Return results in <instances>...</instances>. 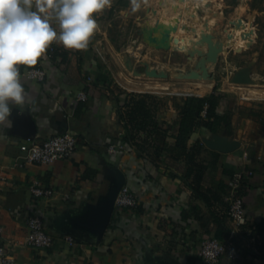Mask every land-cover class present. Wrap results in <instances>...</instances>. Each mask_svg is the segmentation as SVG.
Returning a JSON list of instances; mask_svg holds the SVG:
<instances>
[{
    "label": "crops",
    "instance_id": "0c3cea01",
    "mask_svg": "<svg viewBox=\"0 0 264 264\" xmlns=\"http://www.w3.org/2000/svg\"><path fill=\"white\" fill-rule=\"evenodd\" d=\"M140 5L133 11L129 0L120 10L111 7L100 14L86 50H68L54 42L50 48H56V58H50L47 52L34 67L18 66L21 75L28 69H44L46 79L33 82L22 78L28 103L23 109L12 105V127H0V169L9 173L7 183L0 184V226L14 264H205L199 255L201 244L209 238L224 240L228 236L211 211L194 197L190 186L193 178L185 179L189 169L186 158L178 157L171 149L179 128V106L186 99L177 93L203 97L216 88L227 97L224 108H228V100L234 106L233 136L229 138L240 141L241 147L234 153L221 154L205 146L200 161L212 167L203 178V186L217 190L220 182L229 183L234 175L230 171L253 172L240 190L248 215L247 224L235 239L241 259L223 258L218 264H264V95L247 97L243 87L247 85H240L239 93L218 88V64L210 69L213 79L209 83L178 79L167 60L173 51L158 50L145 40L146 30L156 22L173 24L177 17L181 26L199 31L209 22L210 32L226 40L232 27L224 25L225 11L218 8L216 0H140ZM112 10L116 14L110 17ZM212 19L215 23L211 25ZM125 36L131 40L119 43V37ZM151 70L163 76L150 77ZM250 70L254 81L261 68ZM230 84L234 85L231 80ZM83 91L89 96L87 102L77 100ZM261 91L264 93V89ZM233 93L242 96L238 99ZM131 94H150L161 101L155 119L161 132L155 142L149 141L166 149L160 155L154 148L140 152L137 146L123 141L126 130L119 112ZM23 117L34 121L36 132L31 139L38 143L56 135L76 134L78 145L73 156L50 166L24 164L21 146L29 140L18 133L15 123ZM141 135L146 137L145 133ZM206 137L211 135L201 136L202 142ZM192 144L190 141L189 147ZM111 145H124L125 150L110 154ZM110 166L124 172L126 186L137 195L140 208L116 210L100 244L71 245L51 223L55 217L104 194ZM34 181L52 188L54 196L35 198L30 192ZM214 212L219 216L223 213L220 208ZM30 216L45 219L48 232L55 237L51 248L26 245ZM227 225L230 229L229 221Z\"/></svg>",
    "mask_w": 264,
    "mask_h": 264
},
{
    "label": "clouds",
    "instance_id": "9594fccd",
    "mask_svg": "<svg viewBox=\"0 0 264 264\" xmlns=\"http://www.w3.org/2000/svg\"><path fill=\"white\" fill-rule=\"evenodd\" d=\"M112 2L0 0V127H12V105L23 109L28 103L18 66H36L54 42L68 50H86L98 16ZM140 6V0H131L133 11Z\"/></svg>",
    "mask_w": 264,
    "mask_h": 264
},
{
    "label": "water",
    "instance_id": "95a60500",
    "mask_svg": "<svg viewBox=\"0 0 264 264\" xmlns=\"http://www.w3.org/2000/svg\"><path fill=\"white\" fill-rule=\"evenodd\" d=\"M198 13V12H197ZM195 16V15H194ZM196 17V16H195ZM232 31L227 35L226 40L223 36H218L210 32V24L206 22L204 29L199 31L197 28L180 25L178 20L176 25L166 27L158 21L154 27L147 29L146 42L158 50H174L169 44L172 33L184 31L189 35L190 50L188 51L189 61L195 62L194 68L183 73L178 71L177 78L189 81H210L213 79L211 67L217 65L220 56L236 40V32L247 30V25L242 19L229 22ZM226 32H228L226 30ZM161 38L157 37V34ZM251 33H248V35ZM255 35L256 32H253ZM252 35V34H251ZM225 40V41H224ZM175 42H179L178 39ZM150 77H162L163 75L156 70L148 71ZM231 82L236 85H252L250 67L242 68L235 73ZM18 133L24 135L26 139H31L36 132V125L30 117H23L15 121ZM204 145L221 154H231L241 147V142L227 136L213 135L203 139ZM108 188L99 198L87 203L81 208L74 209L55 217L51 223L54 231L64 237H71L76 243L100 244L112 222L115 214V203L121 189L126 186L127 178L124 172L114 166H110L107 171ZM162 264H170L164 262Z\"/></svg>",
    "mask_w": 264,
    "mask_h": 264
},
{
    "label": "trees",
    "instance_id": "16d2710c",
    "mask_svg": "<svg viewBox=\"0 0 264 264\" xmlns=\"http://www.w3.org/2000/svg\"><path fill=\"white\" fill-rule=\"evenodd\" d=\"M129 0H121V6L126 7ZM115 12L112 10L111 14ZM53 48V47H51ZM49 47L47 52L51 53ZM55 48V47H54ZM58 55L55 48L53 58ZM227 97L225 94L218 91L216 88L211 94L203 97L192 96L183 100L180 109V121L177 134L174 135V147L171 152L178 157H185L189 163V169L185 175L186 180L193 178L190 186L193 190L194 197L211 211L218 225L229 236L231 228H228L230 222L229 209L230 204L226 198L230 194V187L224 182L219 183L217 190L206 188L203 186V178L206 172L212 167L207 162L200 161V158L205 150V145L202 142L201 136L204 135H222L233 136V113L228 108H224V103ZM157 97L150 94H131L124 109L119 112L120 119L124 123L126 136L123 139L124 143L129 146H137L140 152L151 151L154 148L157 155L165 152L166 149L158 146L155 142L158 138L161 128L155 122L157 105ZM142 133L146 137H142ZM190 141H193L189 147ZM147 145H150L147 147ZM218 156V154L216 153ZM96 174L95 171H92ZM232 175L233 172H229ZM140 206L137 210H139ZM215 208H220L223 212L220 216L214 212ZM140 212V211H138Z\"/></svg>",
    "mask_w": 264,
    "mask_h": 264
},
{
    "label": "built area",
    "instance_id": "2783aa9c",
    "mask_svg": "<svg viewBox=\"0 0 264 264\" xmlns=\"http://www.w3.org/2000/svg\"><path fill=\"white\" fill-rule=\"evenodd\" d=\"M55 48H51L50 58L53 57ZM22 78L33 82H43L46 79V71L41 68H32L22 73ZM91 80V79H89ZM178 96L192 97V93H177ZM89 96L86 92H80L77 100L87 102ZM78 145V137L74 133H65L50 137L42 143L32 139L21 146L24 164H36L50 166L58 161L70 159L75 153ZM124 145H111L108 148L110 154L124 151ZM252 171L236 172L228 185L230 194L226 201L230 204L229 217L231 231L228 238L220 240L217 238L206 239L200 248L199 255L205 264H218L221 259L227 258L230 261H239L242 256L241 250L237 247L235 239L243 226L247 224L248 215L245 201L240 195V190L246 178L252 177ZM9 173L0 169V184L7 183ZM31 194L37 199H49L54 196L52 188L44 187L39 181H34L30 187ZM140 206L137 195L128 187L124 186L118 194L115 209L135 211ZM26 245L34 249L51 248L55 242V237L48 232L45 219L39 216H30L27 219ZM4 229L0 226V264H14V258L9 254L6 245L3 243ZM66 240L74 245L76 242L71 237Z\"/></svg>",
    "mask_w": 264,
    "mask_h": 264
},
{
    "label": "rangeland",
    "instance_id": "374dc122",
    "mask_svg": "<svg viewBox=\"0 0 264 264\" xmlns=\"http://www.w3.org/2000/svg\"><path fill=\"white\" fill-rule=\"evenodd\" d=\"M216 3L218 8L221 7L222 10L225 11L226 25H224L229 29L231 25L227 20L230 19V17H236L235 20L241 18L247 23L246 31L240 30L236 32V40L232 44L233 48H226L225 52L220 57L217 69L215 70V73L218 75L216 79L218 82L217 87L234 89L233 91L239 93L237 88L241 86L230 84V80H232L235 73L240 69L247 67L261 68V70H259L260 74L254 77L253 84L243 87L247 89L245 90V95L247 97L253 98L255 95H264V93H261V90L264 89V0H216ZM121 7V0H114L112 8L120 10ZM107 15L103 16L104 20L106 19ZM109 16H114V14H110ZM175 19L176 21L173 24L169 23V21H167L165 24L176 25L177 21L180 19L179 17ZM214 23L215 20L212 19L211 25ZM114 28V31H116V27ZM253 32L258 33L255 36ZM248 33H251L252 35H248ZM184 35H187L184 31H180V33L177 34L172 33L170 44L174 50H162L165 52L173 51L172 53L168 54L167 60L171 62V67L173 70H175L174 72L177 73V75L179 70H181L183 73H186L194 68V62L189 61L188 54L183 53L184 50L190 45L189 39H187V37ZM115 36H117L116 33ZM176 39H178L179 42L176 43ZM130 40L131 39L129 37L125 36L119 37L118 42L126 44ZM253 42L254 44L251 45ZM255 53L257 54L255 55ZM207 83L209 82L207 81ZM233 95H236L235 97L238 99H240L242 96L240 94L234 93ZM228 101V109L232 111L234 106L231 107ZM241 102H243V100Z\"/></svg>",
    "mask_w": 264,
    "mask_h": 264
},
{
    "label": "bare ground",
    "instance_id": "6f19581e",
    "mask_svg": "<svg viewBox=\"0 0 264 264\" xmlns=\"http://www.w3.org/2000/svg\"><path fill=\"white\" fill-rule=\"evenodd\" d=\"M177 22H178V21H177ZM156 23H157V22H156ZM161 24H162V25H164V26H166V27H169V26H171V25H167V24H165V23H162V22H161ZM157 37H158V38H161V35H160V33H159V34H157ZM168 42H169V44H170V39H169V41H168ZM170 45H171V44H170ZM173 49H174V48H173ZM189 50H190V46H188V47H187V49H185L183 53H188V51H189Z\"/></svg>",
    "mask_w": 264,
    "mask_h": 264
},
{
    "label": "flooded vegetation",
    "instance_id": "af4514ba",
    "mask_svg": "<svg viewBox=\"0 0 264 264\" xmlns=\"http://www.w3.org/2000/svg\"><path fill=\"white\" fill-rule=\"evenodd\" d=\"M245 22V21H244ZM246 23V22H245ZM247 24V23H246ZM226 25V24H225ZM254 42H255V40H254ZM254 42L251 44V45H253L254 44ZM249 49H251V48H249ZM257 53H255V55H256ZM219 61H220V59H219ZM195 65V64H194Z\"/></svg>",
    "mask_w": 264,
    "mask_h": 264
}]
</instances>
